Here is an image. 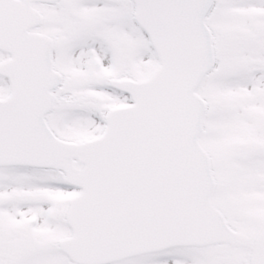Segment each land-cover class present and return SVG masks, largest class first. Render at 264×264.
<instances>
[{
    "label": "snow or ice",
    "instance_id": "obj_1",
    "mask_svg": "<svg viewBox=\"0 0 264 264\" xmlns=\"http://www.w3.org/2000/svg\"><path fill=\"white\" fill-rule=\"evenodd\" d=\"M0 264H264V0H0Z\"/></svg>",
    "mask_w": 264,
    "mask_h": 264
}]
</instances>
